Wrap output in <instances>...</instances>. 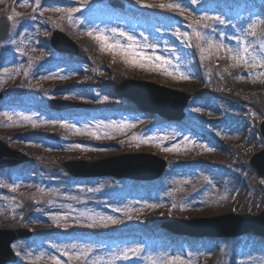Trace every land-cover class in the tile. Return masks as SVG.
Masks as SVG:
<instances>
[{
  "label": "rangeland",
  "instance_id": "374dc122",
  "mask_svg": "<svg viewBox=\"0 0 264 264\" xmlns=\"http://www.w3.org/2000/svg\"><path fill=\"white\" fill-rule=\"evenodd\" d=\"M75 1L87 3L78 6ZM93 1L63 0L55 7V3L50 5L39 0H9L7 3L0 0V10H8L3 13L13 16L11 37L0 42V58L9 54L8 59L0 60V90L7 91L6 101L14 102L0 106V140L10 149L32 157L30 169L25 170L23 165L0 175V188L10 190L6 194L0 189L1 221L7 228H16L22 223L16 212L23 204L21 201L36 198L41 203L36 216L29 222L36 240L14 245L21 263L43 264L47 261L41 254H47L46 250L39 248L34 253L33 243L39 242L50 249L51 254L56 253L53 257L61 264H234L237 256L243 264H264V241L251 235L241 240L191 239L174 236L160 225L168 219L257 215L264 210V197L257 189L258 177L248 163L250 155L264 143L257 130L260 117L264 116V72L254 71L252 77L247 75L243 79L239 72L246 73L248 68L243 64L236 66V61L226 51L241 47L237 38L252 44L251 32L264 35V13L258 14L257 20L246 25L245 30L241 21L244 13L252 11V4L264 3L261 0H205L208 7L201 8L198 7L199 0H140L139 3L126 0L129 5L126 11H109L106 0ZM169 3H179L184 11L159 7ZM59 8L63 13H54ZM72 9L77 11L71 13L70 21L68 13ZM47 17L58 19L70 38L82 44L89 53L84 64L69 63L68 58L48 50L49 42L45 36L49 35L52 24L49 25ZM201 17L205 19L201 20ZM216 17L225 23H219ZM112 29L117 30L115 34ZM89 32L108 37L111 44L130 43L119 35L120 32L131 35L138 52H142V48H154V53H142L152 57L155 63H160L155 61L157 56L170 61L168 70L177 78L152 70L150 65L144 68L142 75L136 73L138 67L132 64H116L117 68L106 65L109 73H105L99 63L106 61L111 52L98 49L100 44L94 39L89 42L81 39V35ZM196 32L202 33L207 40L197 38ZM223 35L231 42H224ZM220 44H223V50L218 47ZM166 48L172 51L168 52ZM31 52L40 54L41 62L29 71ZM181 73L188 79L179 78ZM76 78L84 81L76 82ZM128 79L148 80L172 89L187 90L192 98L185 121L169 125L149 117L134 109L126 99L115 96L114 89L109 90L110 81L114 85ZM222 86L246 99L247 105L234 107L211 101L210 92L224 89ZM29 87L33 90L30 95L17 98L14 94L18 89ZM51 98L89 103V106L73 111L78 112L75 117L59 118L57 127L37 108L18 105L23 102L47 106L46 101ZM33 122L36 127L32 126ZM61 122L74 124L81 133L61 127ZM120 124L132 126L123 130L113 126ZM85 129L97 132L98 136L85 134ZM52 130L64 131L68 138L76 136L78 141L64 137L59 142L50 140L47 136L54 132ZM127 135L131 136L129 141H119ZM172 139L176 142L169 144ZM93 142L103 145L94 148L86 145ZM136 142L137 149L142 150L139 153L163 156L166 160L168 167L158 180L136 183L107 177L75 181L64 174L61 165L68 159L87 162L106 159L128 153L123 149ZM201 145L211 150H205ZM174 147L179 150L164 151ZM195 166L204 169L198 173L187 169ZM209 181L224 186L232 183L238 188L226 195L219 190L202 204L196 202L204 197L199 186L185 193L190 186ZM41 193L48 200L39 196ZM196 194H199L198 199ZM51 205L55 210L44 215ZM107 217L118 222L108 223L106 227L99 225L101 218ZM94 221L98 226L93 227L96 231L93 237L87 235L85 228ZM79 224L84 226L81 230L77 228ZM2 228L4 225L0 226ZM132 249L140 251L133 253ZM177 257L179 261L175 259ZM48 264H53V260Z\"/></svg>",
  "mask_w": 264,
  "mask_h": 264
},
{
  "label": "water",
  "instance_id": "95a60500",
  "mask_svg": "<svg viewBox=\"0 0 264 264\" xmlns=\"http://www.w3.org/2000/svg\"><path fill=\"white\" fill-rule=\"evenodd\" d=\"M64 46L61 43H57ZM126 87H132V84H127ZM135 89V88H134ZM132 89L131 91L127 90H118L117 92L125 94L132 99L138 101L144 108L149 111L158 110L166 114H173L175 112L174 107L171 103L176 100L174 95H162L155 93V97H149L147 91L143 88L138 90ZM128 92V94H127ZM154 94V93H153ZM185 99H183L184 101ZM262 134L264 136V126L262 128ZM11 156L7 155L4 151L0 150V161L9 160ZM151 160L146 155H126L113 159L106 160L100 163L98 166L91 167H79L71 166L70 169L73 172H89V173H98V172H109L122 174H132L135 176H144L147 175L150 171L152 165ZM251 163L256 168L261 177L264 178V151L256 154L252 159ZM225 221L229 222V225L222 226ZM209 223V226H201L197 223H192L189 227L185 226V229L192 231H197L201 233L208 234H232L242 228H252L255 229L258 233L264 234V212L257 217H242L232 220H227V218H215L211 221H206ZM178 225L177 228H180ZM182 229V228H180ZM19 236L18 232L8 231L0 232V262L4 259H8L11 256V253L8 249L9 243Z\"/></svg>",
  "mask_w": 264,
  "mask_h": 264
},
{
  "label": "snow or ice",
  "instance_id": "6c2138e0",
  "mask_svg": "<svg viewBox=\"0 0 264 264\" xmlns=\"http://www.w3.org/2000/svg\"><path fill=\"white\" fill-rule=\"evenodd\" d=\"M137 2L139 3L140 0H137ZM195 2V0H194ZM145 7H151L152 5H144ZM159 7L161 8H175V9H180L181 12L184 11V9L181 7V5L179 3H169V4H160ZM35 11V8L33 9ZM57 11H59V9H57ZM77 11V9H72L69 11L68 13V18L71 21L72 19V15L71 13ZM8 20H12L13 16H8L7 17ZM205 19L204 17H201V20ZM215 19L218 20L219 23L223 24L225 23L224 20L220 19L219 17H216ZM199 23V21L197 22ZM205 27H207V25H205ZM114 34L116 33V29H112L111 30ZM252 35H255V32L251 33ZM89 36H91L94 40H96L99 44H100V48L101 51H108L115 54H119L122 57H124V62L126 64H132L136 67H140V68H146L147 66H151L152 70H156V71H161L163 74L171 76L173 79L177 78L176 75L173 72H170L168 70V65L170 64V61L164 60L162 57H155V61H160V63H155L153 61V58L150 56H146L144 55L142 52H138L135 47L133 46L135 44V40L134 37H132L131 35H126L124 32H120L119 35L120 36H124L130 43L128 44H120V43H115V44H111L108 43V37L104 36V35H94L92 32L88 33ZM196 36L197 38L200 39H205L207 40L206 37L203 36L202 33L200 32H196ZM261 39V43L259 45H256L255 47H253L252 44H250L247 41H241L240 38H237V42L238 45H241V47H239L238 49H231L228 48L226 49V51L231 54V58L234 59L236 61V66H239L240 64H243L246 68H252L255 69L258 65H264V35H262L260 37ZM209 46L211 47L212 44L210 41H208ZM218 47L220 49H224L223 44L218 45ZM250 49H252L250 51ZM258 49V52H257ZM61 79L65 78V77H59ZM181 79H188V77L186 75H184L183 73L180 74ZM5 116H7V113H5ZM25 120H31V117H22ZM10 119V118H9ZM52 123H55V121H51ZM33 127H36V123L33 122ZM61 127H64L66 129H70L74 132H76L77 134L81 133V129L76 128V126L74 124H69V123H64L61 122ZM115 127H117L120 130H123L125 128L131 127L132 125L129 124H120V125H113ZM85 134L91 135L93 137H97L98 133L97 132H92V131H88L87 129H85ZM136 137L134 136L133 139H135ZM187 140V138H185ZM77 147H80L79 145H77ZM200 147H205V150L210 151L211 149L207 148L204 145H201ZM179 148L174 147L171 149H164V151H178ZM205 180H208V177H204ZM118 221L115 220L112 217H107L105 218H101L99 225L102 226H107L108 223L111 224H115ZM98 226L97 222H93L87 225V227H96ZM76 246L73 245V248H75ZM83 251V250H82ZM133 253L139 252L140 249H132L130 250ZM85 255L87 254V252L85 251L84 253ZM78 258V257H77ZM125 258H127L125 256ZM177 261H179V257L175 258ZM53 264H61V261L58 260L57 258L53 257ZM93 264H95V262H93Z\"/></svg>",
  "mask_w": 264,
  "mask_h": 264
},
{
  "label": "bare ground",
  "instance_id": "6f19581e",
  "mask_svg": "<svg viewBox=\"0 0 264 264\" xmlns=\"http://www.w3.org/2000/svg\"><path fill=\"white\" fill-rule=\"evenodd\" d=\"M255 4H257L260 8H263V6H262L261 4H259V2H256ZM255 4H254V5H255ZM263 13H264V8H263L258 14H263ZM258 14H257V15H258ZM257 15H256V19H257ZM252 21H253V20H251L250 22H252ZM243 38L246 40V39H247V36L245 35ZM161 49H162V47H161ZM258 66H262V67L260 68L259 71L264 72V66H263V65H258ZM239 73L242 74L241 77H242L243 79H244L247 75H249L250 77L253 76L252 70H251L250 68H248V69L246 70V73H243V71H240ZM239 73H238V74H239ZM140 88H141V87L138 86V87H136L134 90H138V89H140ZM237 99H239L238 96H237ZM201 189L204 191V194H205V195H204L202 201H196L198 204L203 203V202L205 201V199L209 196V194H214V193H216V191L219 190V184H218V182H208V183L204 184V185L201 187ZM234 190H235V186L232 185V184L228 185V186L224 189V191H234ZM182 230L189 231V229H185V226L182 227ZM234 264H243L241 258L237 256L236 261H235Z\"/></svg>",
  "mask_w": 264,
  "mask_h": 264
}]
</instances>
